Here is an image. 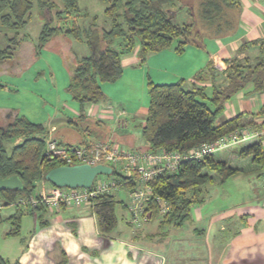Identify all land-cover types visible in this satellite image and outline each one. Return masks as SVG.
Listing matches in <instances>:
<instances>
[{
  "label": "trees",
  "instance_id": "16d2710c",
  "mask_svg": "<svg viewBox=\"0 0 264 264\" xmlns=\"http://www.w3.org/2000/svg\"><path fill=\"white\" fill-rule=\"evenodd\" d=\"M61 1L62 8L50 0H0V14L6 12L0 17V22L16 32L8 40L9 46L0 50V63L13 58L24 47L22 40L19 41L21 32L32 20L33 10L38 7L46 21L37 43H28L32 58L51 47L58 36L86 43L91 50L89 56L76 58L73 68L69 69L67 92L84 112L85 106L98 105L106 100L102 86L122 78L123 57L134 53L138 45L140 64H144L150 55L172 48L175 41H178L175 51L183 54L188 45L202 43L206 36L204 30L210 34L212 28H220L213 38L228 33L233 27V19L228 16V11L240 10L243 0H202L201 5L207 13L202 31L197 29L196 23L178 25L171 19L169 13H174L178 0H100L106 6V20L99 25L95 17L94 24L88 28L82 21L78 1ZM57 9L62 10L53 12ZM224 23L228 27L225 30L222 29ZM22 37L26 39L28 36L23 34ZM238 52L247 55L242 59L233 57L224 60V70H218L213 63L209 64L195 75L190 88H187L185 81L172 84L148 82L149 105L141 138L149 144V150L187 152L241 127L264 129V123L256 125L249 122L245 125V115L219 121L227 103L237 94L248 88H253L252 94L264 93V37L244 42ZM261 115H264V107L253 114ZM4 117L5 121L0 125V179L17 176L23 187L0 191V224L8 221L12 228L7 236L17 237L25 211L38 221L40 227L46 228L51 224L52 217L70 207L61 205L58 209H50L41 202L37 206L31 205V199H39V186L52 185L46 180V175L65 163L46 155L48 129L43 124L34 123L19 114L11 113ZM8 143L10 145L7 146ZM241 148V157H251L254 164L264 168L263 139ZM214 156L204 161L185 162L177 172L163 173L154 180V196L148 204L151 221L160 217V227L183 226L190 218L191 209L206 202L205 189L209 184H214L212 175L225 183L238 174L237 169L216 160ZM112 169L108 178L123 182L124 188L129 191L135 189L136 175L126 177L113 166ZM156 197L169 203L168 213L160 214L161 205L156 203ZM90 204L99 233L105 237L111 236L119 224L116 207L121 202L114 194H104ZM7 207H14L15 212L4 218L1 211ZM7 263L0 257V264ZM57 264H66L65 258Z\"/></svg>",
  "mask_w": 264,
  "mask_h": 264
},
{
  "label": "rangeland",
  "instance_id": "374dc122",
  "mask_svg": "<svg viewBox=\"0 0 264 264\" xmlns=\"http://www.w3.org/2000/svg\"><path fill=\"white\" fill-rule=\"evenodd\" d=\"M50 1L56 3L61 8L63 7L61 0ZM77 1L81 8L80 15L83 16L82 21L86 28L94 24L93 19L95 17L98 18L97 23L99 25L105 22L104 10L106 6L103 2L100 0ZM201 3L202 0H178L173 9L174 13H169V15L178 25L196 23L197 29L202 31L204 28L203 23L207 20V13ZM60 10L62 9H57L53 12ZM3 14H0V17ZM45 21L43 11L36 7L33 10L32 20L21 32V39L19 41L22 40L21 43L24 47H21L19 54L0 63V125L5 121L4 115L7 114L9 116L13 113L25 116L34 123L43 124L47 129L50 126H57L62 129L65 126H70L69 120H72L74 126L81 129H85L88 126L91 128L90 131L93 132V135H96L103 131V128L98 126L95 121L81 120L78 117L81 111L79 105L73 102L70 94L67 92V87L70 82L69 69L73 68L74 60L77 58L76 55L86 57L91 54V50L86 43H79L65 37L64 39L60 36V39L56 38L53 40L51 47L47 50H42L40 54L32 58L33 56L28 43H37L38 35ZM227 28L224 23L222 29L225 30ZM212 29L209 30L210 34L205 30L203 31L206 34L205 38L208 37L209 40H214L213 35L218 33L220 28L214 27ZM15 33L14 29L3 26L0 22V50L9 46L8 40L13 38ZM23 34L28 37L24 39L22 37ZM177 45L178 41H175L172 48L177 47ZM195 46L202 48L203 44L199 42ZM138 47L139 45L137 49H139ZM191 50L193 49H186L187 52L182 59L183 61L178 64L173 62L167 55L158 58L156 55L159 53H155L152 61L147 60L145 62L144 65L148 67L144 69L150 71L152 67L150 72L152 80L157 79V71L161 70V66L167 67L169 65L173 68L176 65L177 69H184L186 71L195 57L194 51ZM144 69L142 71L137 68L134 69V73H138L135 78V85H128L126 79L124 81H118L119 83L104 85L105 94L108 95L110 103L107 104V107H110L115 115L118 114L116 119L117 127L120 131H123V133L120 131L117 132L118 137L125 133H141L142 120L137 119L134 121L132 118L124 119L120 116L125 112L129 116L128 114H132L135 109H148V80L146 81ZM187 88L189 87L187 86ZM224 115L223 113L219 121H221ZM120 122L124 123L123 128L119 126ZM106 123L109 127L110 135H112L114 124L113 122ZM116 142L121 146L125 144L117 138ZM253 142L256 141H250L235 149L219 152L214 156L217 160H222L226 155H229L228 159L231 161L230 164L242 168L245 173H238L225 183H222L221 179L212 175L218 183L215 182V184H209L206 187V202L204 203L205 205L202 204L204 207L202 205L193 207L190 218L181 227H175L173 225L160 227V217L153 220V223L150 225L151 229H149V226H143L142 230L147 232V229H149L150 235L144 236L139 241L130 242L139 247L137 250H132L133 259L122 261L119 260L120 257L118 256L115 264H148L147 261L144 262L145 257L149 259V264H214L213 261L209 262L208 258L209 246H215V244H219V252L225 255L226 249L222 245L227 244L229 251L230 246L228 243L230 237L227 236L229 229L226 232L220 230L221 224L219 223L218 217L221 215V210L227 209L230 211L229 209L233 208L239 213L250 208V205L254 201L256 203H262L264 199V191L262 189L263 178L258 177L257 173L251 172V167L255 165L252 162V158L248 157L251 159H247L240 156L241 147L251 145ZM8 145L10 144L8 143ZM123 147L128 149L124 145ZM107 165L111 164L107 163ZM107 178V176L102 175L98 176L95 181ZM38 189H40V186ZM113 194L121 202L116 207L119 224L114 233H123L125 231L128 234L131 230L129 229L130 227H127V221L128 216L129 221L131 220V215L128 213L129 210L126 211L123 205L130 204L129 190L122 188ZM199 211L202 214L206 213V217L199 220ZM1 212L2 216L7 218L15 212V209L14 207H7L2 209ZM229 221L234 223L235 219L228 218L227 224H229ZM11 228L8 221L0 224V257L8 261L7 264H32L34 259H31L29 256L43 257V264H56L60 259L61 250L65 245L71 243L72 240L81 246L87 244L84 237H78L75 234L72 225L63 224L62 227L54 228L50 224L48 227L42 228L38 224V221L32 215L28 214L27 211L24 212V216L22 217L20 235L17 237L7 236ZM39 234L41 235L37 237ZM127 234H124V236H127ZM92 235L89 239H93ZM121 238L124 239L123 236ZM89 239L87 240L89 241ZM40 240L43 241V252L35 249L34 252L32 251L30 253L29 247L39 245L38 242ZM98 241L103 247V245L107 246L110 242L114 244L115 240L111 237H101ZM87 245L90 250L98 249L96 248L98 246H92V244ZM140 255H142V259ZM167 259L169 260L166 263ZM74 261H82L79 262L82 264H103L101 257L89 254L83 258L76 255Z\"/></svg>",
  "mask_w": 264,
  "mask_h": 264
},
{
  "label": "crops",
  "instance_id": "0c3cea01",
  "mask_svg": "<svg viewBox=\"0 0 264 264\" xmlns=\"http://www.w3.org/2000/svg\"><path fill=\"white\" fill-rule=\"evenodd\" d=\"M228 12V16L233 19V27L230 31H228V33L213 38L214 40H209L208 37L204 38L205 40H202V48L196 47L195 45H188L187 47L189 48L186 47V49L188 50L190 48L193 49L191 51H194L195 53V57L192 60V63L187 67L186 71H184V69H177L176 65H174L173 68H171L169 65L167 67L161 66V70L157 71V79L152 80V76L150 73L152 67L150 71L144 69L148 66L144 65L145 63L140 64L137 54L138 49H136L134 53L125 55L123 57L124 73L122 78L118 81L120 82L126 79V83L128 85H135V78L138 73L135 74L134 69L137 68L140 71H142L143 69L145 70L144 73L146 74L145 77L146 81L148 80V82L152 81L156 84H172L180 81H185L186 86L190 88L192 86L195 75L201 70L205 69L209 64L213 63L216 67V63L220 61L224 66H226L224 63V60L226 59H230L233 57L242 59L246 57V53L240 54L238 52L241 44L247 41H252L264 37V1L243 0L240 10H230ZM58 37L56 38H61L60 36ZM47 49L48 48H46L45 50ZM186 49L183 54H178L175 51V48H170L168 50L160 52L156 56L158 58H161L167 55L173 62L178 64L179 62L183 61L182 59L187 52ZM76 57L80 58L78 55H76ZM153 57L154 54L150 55L147 60L152 61L154 59ZM118 81L115 83H119ZM104 85L102 86V88L104 93H106ZM252 89L253 88H248V90L237 94L230 102L227 103L226 110L224 112L225 115L222 117L220 122L233 119L239 115H245L243 119V123L245 125L250 124L249 122H254V124L256 125H262L264 123V115L253 116L254 113H257L264 107V93L252 94L250 93ZM108 98V95H106V100L104 102L99 103L98 105L85 106L84 112L80 111V114L78 115V117L83 121H95L98 126H101L103 128V131H101L100 133L93 135V132L90 131V127L87 126L85 129H81L77 126H74L72 120H69L70 126H65L62 129L58 128L57 126L48 127V137H52L60 144L67 146H81L88 143L100 141L115 142L117 138L125 143L122 144V146L124 145L130 150H148L149 144L142 140L141 133H125L119 135L118 137L117 132L120 131L117 127L118 124L116 120L118 114L115 115L113 110H111L110 107H107V104H110ZM79 108L81 110L80 106ZM147 110L148 109L145 108L144 110H142V108L137 110L135 109L132 114H128L129 116H127L125 112L120 117L124 119L132 118L134 121L137 119L142 120V131V125L145 122ZM106 122H113L114 124L115 132L113 131L112 135H110L109 127L106 125ZM120 132L123 133V131ZM228 156L229 155H226L225 158L220 161H223L228 166L237 169L239 171L238 173H245L242 168L231 165V161L228 159ZM247 159L251 158L247 157ZM251 172L257 173L258 177L263 178L262 189L264 191V168L255 164L251 167ZM215 182L218 183L214 180V184ZM204 205L202 206L204 207ZM125 209L126 211H128V205ZM232 209H229L230 211H228L227 209L221 210V215H219L218 217L219 223L221 224L220 230L222 232H226L229 229V234H227V236L230 237V241L228 243L230 249L228 251L227 244L222 245L226 249V254L222 255L218 250L219 244H215V246L210 245L208 258L209 262L213 261L214 264H264V199L262 203H256L254 201V203L250 205V208L245 209V211H240L239 213L236 212L235 209ZM198 217L199 220H201L203 217H206V213L202 214V212L199 211ZM228 218H231L232 220L235 219V222L231 223L229 221V224H227ZM152 223L153 221L149 222L145 225V227H150ZM63 224L72 225L74 227L75 234L78 237H84L87 241V244L98 246L96 247L98 249L90 250L87 244L81 246L80 244H77L72 240L71 243L63 247L60 253V259L56 262V264L61 261L63 257L66 260V264H82L79 263L82 261H74V259H76V255L83 258L87 254L101 257L103 260V264H115L118 256L120 257L119 260L122 261H127L129 259L132 260V250H137L139 249V247L133 245L130 242L139 241L144 236L150 235L149 229H151L150 227L146 232L145 230H142L143 227L141 229L134 228L132 225H130L128 216L127 227H130L129 229L131 230V232H129L128 234L125 231L123 233L116 232L111 236H107L115 240L114 244L110 242L107 246L103 245L102 247L98 240L101 237L105 236L99 233L97 229L96 219L90 207H73L70 209H66L60 214L52 217V227H62ZM91 232L93 235L91 234ZM41 234H39L37 237H39ZM124 234H127V236H124ZM91 235L93 239H89ZM122 236L124 239L121 238ZM87 239H89V241ZM38 243L39 245L29 247L30 253L32 251L34 252L35 249H39L41 250V252H43V241L40 240ZM29 257L31 259H34L32 264H43V257ZM140 258H143L142 255H140ZM168 260L169 259L166 260V263L168 262ZM146 261L149 264V259L145 257L144 262Z\"/></svg>",
  "mask_w": 264,
  "mask_h": 264
},
{
  "label": "built area",
  "instance_id": "2783aa9c",
  "mask_svg": "<svg viewBox=\"0 0 264 264\" xmlns=\"http://www.w3.org/2000/svg\"><path fill=\"white\" fill-rule=\"evenodd\" d=\"M216 68L224 70L225 66L219 61L216 63ZM119 126L124 127V123L120 122ZM259 139H263L264 144V129L252 126L241 127L214 142L203 144L187 152H179L174 150L151 151L149 149L131 151L117 142H93L81 146H67L48 137L46 155L50 159L64 162V166L79 165L77 163L96 166L108 163L126 177L136 175L137 186L129 191L128 210L131 215L130 224L136 229H141L151 222L148 204L154 196L152 183L158 176L166 172H177L185 162L204 161L209 156ZM111 165L108 166L111 167ZM122 188H124L123 182L108 178L98 179L89 189L59 188L44 184L39 190V199H31L30 203L37 206L41 202L50 209H58L61 205L70 208L90 207V202L96 197L113 194ZM155 201L161 205V215L170 211L168 202L160 197H156Z\"/></svg>",
  "mask_w": 264,
  "mask_h": 264
},
{
  "label": "water",
  "instance_id": "95a60500",
  "mask_svg": "<svg viewBox=\"0 0 264 264\" xmlns=\"http://www.w3.org/2000/svg\"><path fill=\"white\" fill-rule=\"evenodd\" d=\"M113 169L108 165L91 166L89 164H79L73 166H61L51 170L46 175V180L59 188H84L93 186L98 176H109ZM23 187L21 180L17 176L7 179H0V191L19 190Z\"/></svg>",
  "mask_w": 264,
  "mask_h": 264
}]
</instances>
